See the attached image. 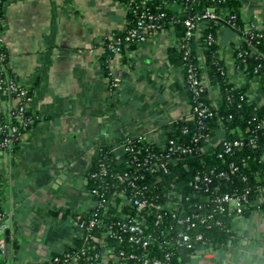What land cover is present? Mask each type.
I'll list each match as a JSON object with an SVG mask.
<instances>
[{"label": "crops", "instance_id": "1", "mask_svg": "<svg viewBox=\"0 0 264 264\" xmlns=\"http://www.w3.org/2000/svg\"><path fill=\"white\" fill-rule=\"evenodd\" d=\"M239 1L243 20L260 29L264 0ZM2 10L4 67L31 93L28 113L36 120L15 154L0 152V240L7 251L2 264H39L80 242L76 216H86L93 206L86 175L95 153L106 147L121 158L124 140L139 136L162 147L167 129L189 120L190 104L182 68L167 53L178 45L171 26L112 56L109 72L120 81L112 89L101 59L107 41L127 29L122 3L5 0ZM216 43L229 81L246 89L254 108L264 105L258 80H247L234 63L240 36L222 26ZM198 59L203 67L201 53ZM202 79L216 108L219 88ZM222 140L221 132L213 133L202 154ZM232 222L236 244L200 252L186 264H264V188L249 215Z\"/></svg>", "mask_w": 264, "mask_h": 264}, {"label": "trees", "instance_id": "2", "mask_svg": "<svg viewBox=\"0 0 264 264\" xmlns=\"http://www.w3.org/2000/svg\"><path fill=\"white\" fill-rule=\"evenodd\" d=\"M0 3V23L3 16L2 5ZM126 7L127 29L125 32L115 37H123L127 31L133 28L141 15L151 14L159 17L158 23L162 28L172 27L178 40L176 47L168 49L170 63L179 65L183 72V85L187 92L189 104L194 107L197 103L211 112V116L205 117L198 125L196 120L179 121L172 124L165 132V143L174 141L176 144L192 146L191 138L193 134L200 135L203 141L211 137L213 133L219 131L223 135L220 145L208 155L195 157H182L175 164L170 165L168 174H161L155 180V188L160 191L159 203L165 200L164 194L168 191H175L189 201L185 203L186 214L189 213L188 206L201 202V213L209 215L215 207L207 206L205 203L206 194L193 192L189 187V181L196 172L213 173V183L210 185V191L217 189L215 194L218 196L240 195L247 193L248 204L241 213L227 214L222 211H212L213 217L206 224L197 225L195 229H189L185 226H175L168 217V223L173 224V232L164 238H159L149 246V257L163 259L165 254H169L168 264H186L196 255L198 251L234 245L238 237L234 232L233 218L246 217L254 209V203L257 199L259 190L264 188V165L261 161L264 155V105L254 108L248 99L246 89L237 87L228 79L224 60L219 55V46L216 43L217 31L222 26L230 28L240 36V44L234 50V63L238 70L242 71L247 80L257 79L261 86V94L264 98V21L260 29L251 27L245 22L241 15V3L239 0H116ZM208 10H213L215 19L203 18ZM192 22L199 28V39L195 37L186 38L185 22ZM250 27V28H249ZM249 28V29H248ZM136 43H132L128 48H133ZM179 49V46H182ZM188 50V55L184 52ZM123 51V50H122ZM201 53L204 61L203 67L200 66L198 54ZM0 55L3 61L0 63V144L9 134L10 127H17L18 133L14 135L10 144L0 152L10 151L15 154L18 150L22 135L32 126L36 120L31 118L25 112V120L32 119L31 124L19 123L15 114L17 107L13 105L16 93L7 89L8 82L21 87L16 78L5 69L6 57L0 49ZM111 52L105 48V54L101 59V66L106 76L111 80L109 72V63L112 58ZM194 67L198 77L205 76L208 81L218 86L221 99L216 108L210 105L207 89L204 88L195 96L184 81L186 70ZM27 97L31 98V93L27 91ZM188 129L186 134L184 129ZM236 140L242 141L240 148H233L231 152H224V143H233ZM201 144L198 143L196 148ZM151 150L157 151L159 147L148 144ZM141 155L140 157H143ZM130 156L124 153L121 158H117L108 148L98 150L90 162V168L86 175L88 190L100 188V190H116L119 185L112 176L129 170L125 161ZM107 172L102 174V170ZM146 180L151 178L146 177ZM121 186V185H120ZM157 191V192H158ZM3 195L2 178L0 177V201ZM112 212V211H111ZM94 213V209L84 216L87 218ZM1 214V212H0ZM129 214L135 216V212L129 210ZM167 220L165 223H167ZM218 223V224H217ZM209 225V226H208ZM183 230L187 234H201L200 241H192L190 244H177V231ZM96 234H99L96 232ZM172 239L171 244L167 242ZM86 243L83 238L80 242L65 248L62 254L53 256L62 258L65 254H74L78 252ZM108 245H112L116 250L121 246L111 240H107ZM134 249L140 253L138 248H128L127 251ZM80 264H87L79 261ZM2 264V262L0 263ZM89 264H95L90 262Z\"/></svg>", "mask_w": 264, "mask_h": 264}, {"label": "built area", "instance_id": "3", "mask_svg": "<svg viewBox=\"0 0 264 264\" xmlns=\"http://www.w3.org/2000/svg\"><path fill=\"white\" fill-rule=\"evenodd\" d=\"M2 1L0 0V3ZM127 1L133 2V0ZM203 18L215 19L216 16L213 10H208ZM158 20L159 17L151 14L141 15L135 26L129 29L125 36L110 38L107 41L106 48L113 56H116L132 43L145 42L148 38L163 30ZM185 26V37L187 39L192 37L199 39V28L192 20H187ZM1 42L0 23V44ZM182 48L183 45L179 46V49ZM187 55L188 50L184 52V56ZM2 61L3 58L0 55V63ZM195 70L194 67L190 66L186 70L184 81L192 93L197 96L205 86L202 77H198ZM2 82V79H0V87ZM119 82L118 78H112L111 88L115 89ZM7 89L16 93L14 101L17 107L16 120L19 123L31 124L32 119L25 120L24 117L30 102V98L27 97L28 90L22 86H16L12 82H8ZM207 116H211V112L202 103H197L194 107L190 106L188 121L196 120L197 124L200 125L201 121ZM187 132L188 129L185 128L183 133L186 134ZM16 133H18V128L15 126L10 127L9 134L0 144V147L2 149L6 148ZM205 141L206 138L202 141L200 135L193 134L191 138L193 147L169 141L159 150L154 151L148 146L150 143L146 136L126 138L122 144V149L123 154L127 153L130 156V159L125 161V165L129 167V170L112 176L119 184L116 190L110 191L107 187H104L105 190H100V188L88 190L94 213L87 218L76 216L77 226L82 231V238L86 244L74 254H65L62 258H50L39 264H80L79 261H84L87 264L90 262L95 264H168L170 260L168 253L165 254L162 260L149 257L150 244H153L159 238L166 240V237L174 231L173 224L168 223V217L175 226H185L189 230L195 229L197 225L206 224L213 217L212 211L215 212V210L227 214L241 213L248 204L247 193L218 196L215 194L216 188L210 191V185L213 183V170L196 172L188 183L193 192L208 195L205 198V203L207 206L215 207L209 215L206 216L200 212L202 201L190 204L188 206L189 213L186 214L185 203L189 199L175 191L167 190L164 194L165 200L162 203L158 202L160 191L155 188V180L153 179H158L161 174H168L170 165L175 164L182 157L202 155V146ZM198 143L201 145L196 148ZM242 144L241 140L224 143V152L229 153L233 148H240ZM143 154L144 156L140 157ZM101 172L103 175L107 174L104 169ZM146 177L151 178V180H146ZM129 210L134 211L136 215L129 214ZM166 220L167 223H165ZM96 232L99 234H96ZM176 233L177 244H190L192 241L197 242L202 238L201 234L190 235L183 230ZM107 240L119 244L121 248L116 250L114 246L107 244ZM171 241L172 239L167 244H171ZM133 247L138 248L140 253H137L134 249L127 251L128 248ZM212 251L213 248H208L198 251L196 254L200 252L209 254ZM6 253L5 244L0 240V263L5 258Z\"/></svg>", "mask_w": 264, "mask_h": 264}, {"label": "water", "instance_id": "4", "mask_svg": "<svg viewBox=\"0 0 264 264\" xmlns=\"http://www.w3.org/2000/svg\"><path fill=\"white\" fill-rule=\"evenodd\" d=\"M2 225V222H0V226ZM7 241V240H6Z\"/></svg>", "mask_w": 264, "mask_h": 264}]
</instances>
